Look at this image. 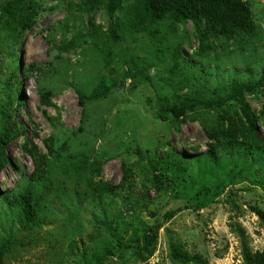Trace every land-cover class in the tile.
<instances>
[{
	"label": "rangeland",
	"instance_id": "1",
	"mask_svg": "<svg viewBox=\"0 0 264 264\" xmlns=\"http://www.w3.org/2000/svg\"><path fill=\"white\" fill-rule=\"evenodd\" d=\"M111 1L35 0L36 22L24 32L0 13V102L11 107L16 132L0 173V264H246L245 252L264 250V148L220 139L207 154L221 109L197 105L185 120L158 114L193 89L225 93L233 79L264 75V0H242L255 38L211 39L209 47L192 21L133 31L134 0H115L110 13ZM173 47L184 59L174 60ZM15 67L20 88L8 82ZM102 77L120 85L89 99ZM40 91L51 92V105ZM245 98L264 144V86ZM229 102L233 116L239 110ZM30 151L45 155L35 180ZM28 184L34 222L13 198ZM154 226L155 242L136 256Z\"/></svg>",
	"mask_w": 264,
	"mask_h": 264
},
{
	"label": "trees",
	"instance_id": "2",
	"mask_svg": "<svg viewBox=\"0 0 264 264\" xmlns=\"http://www.w3.org/2000/svg\"><path fill=\"white\" fill-rule=\"evenodd\" d=\"M117 4L115 0L111 1L112 6L108 5L111 9L110 13L118 6ZM249 6L248 3L242 0H134L128 14V25H130L133 31H151L155 24L159 25L164 21H169L171 24L192 21L198 34V39L204 43L205 47H209L211 39H234L236 36H243V38L251 40L256 37L257 31L252 21ZM38 9L39 4L35 0H5L3 3H0V13L5 17L7 23L16 28V30L19 29L23 32L34 26ZM109 29L112 41L117 40L115 39L118 37L116 35V25L111 24ZM18 51L17 61L21 59L23 53L22 40L18 43ZM169 53L176 62L179 59H184L179 47H173L171 51L169 50ZM29 67L30 69L35 68L33 63ZM17 70L18 67H15V71L8 78V82H16L20 88L22 83L16 81ZM119 85L120 81L118 80L102 77L90 92L88 98L91 100L104 98L112 89ZM259 86H264V75L257 82L233 79L229 82L225 93L220 89H214L208 96H203L200 90L193 89L190 93L184 94L182 101L179 103L162 104V111L158 114V117L165 121L168 118V114H170L176 119L181 117L179 120H185L187 110H194L197 105H201L205 109H221L220 117H222L223 122L215 127L213 131L208 130L209 138L216 141V143L208 145L209 150L207 154L215 152V149L220 144V139L231 142L241 139L256 147L264 148L263 141L260 140L258 134L256 117L245 98V92L249 91L253 93ZM221 89L224 90V87ZM39 94L42 105L49 106L52 104L50 91H40ZM79 97L82 100L83 95L79 93ZM229 101H233V104H236V108L239 110L233 116H229L225 109L229 104H232ZM15 136L16 132L11 107L6 103L0 102V173L10 163L6 154V146ZM30 154L35 164V169L30 175V179L35 180L44 173L45 155L33 154L31 151ZM150 168L156 171V167L152 163H150ZM128 175L129 171L124 168V178H127ZM153 177L156 180L159 179L157 175ZM13 198L19 202L26 221L34 222L38 216V211L33 202L32 184H28L22 193L13 195ZM176 212V210L167 211L164 214V218L167 220L171 219ZM261 217L264 220V213H261ZM157 228L156 226L150 227L142 235V248L135 253L136 256H141V251H147L155 242ZM6 251L7 243H3L0 246V263ZM179 256L181 255L179 254ZM244 256L246 264H264V250L252 254L245 252Z\"/></svg>",
	"mask_w": 264,
	"mask_h": 264
}]
</instances>
